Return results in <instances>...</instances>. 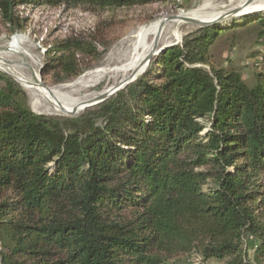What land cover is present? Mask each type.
Instances as JSON below:
<instances>
[{
	"label": "trees",
	"instance_id": "trees-1",
	"mask_svg": "<svg viewBox=\"0 0 264 264\" xmlns=\"http://www.w3.org/2000/svg\"><path fill=\"white\" fill-rule=\"evenodd\" d=\"M59 1L0 0V17L14 33L24 27L20 5ZM150 1L72 2L117 10ZM241 20L199 26L72 118L34 114L0 75V264H177L191 255L248 264V239L264 264V12ZM248 24L261 56L252 83L208 59L220 34ZM91 52L81 38L56 44L57 82L76 78L77 53Z\"/></svg>",
	"mask_w": 264,
	"mask_h": 264
},
{
	"label": "rangeland",
	"instance_id": "rangeland-1",
	"mask_svg": "<svg viewBox=\"0 0 264 264\" xmlns=\"http://www.w3.org/2000/svg\"><path fill=\"white\" fill-rule=\"evenodd\" d=\"M55 1L52 0L54 3ZM72 1L60 0L59 5L32 2L29 5H20L16 15L19 19L18 24L24 27L23 30H16L14 33L3 24L0 17V58L10 61L9 64L20 68L23 74L29 75L31 70L37 72L47 88L60 89L65 103L70 100H80L123 83L125 81L123 74L115 70H119L128 62L137 32L156 21L184 17L193 13L195 18L191 20L206 23L221 18L215 24L229 27L232 26L233 21L242 24L241 19L253 14L247 15L250 12H246L240 16L232 15L244 9L242 6H247L246 0H168L167 2L151 0L142 5L117 10H94L87 5L74 4ZM254 2L253 0L250 4ZM261 3H264V0L255 2L256 5ZM199 26L206 25H195L180 20L179 24H170L161 39L162 42L155 43L152 55L141 70L128 75V79L133 76V82L145 74L150 63L159 56L160 52L180 45L183 37L194 32ZM175 31L179 35L178 38V35L175 36ZM257 35L255 27L250 24L236 31L230 29L220 34L209 47V63L215 68L235 69L245 82L252 83L259 72L258 57H264V47L257 48L261 56L255 51ZM77 38L92 44L99 54L77 53L75 57L78 59L77 69L82 71L76 78L58 83L62 75L50 67V54L56 44ZM13 39H16L14 44ZM145 41L150 45L154 40L149 36ZM85 53H88V49ZM97 71H101V78L97 82L89 83V86H84L87 80L95 77ZM0 75L10 78L21 87L26 95L27 105L34 114L72 118L85 110L73 115L53 112L44 101L31 97L9 72L0 70ZM243 247L247 251L248 264H256L253 260L256 249L254 241L245 240ZM177 264L226 263L225 261L201 262L198 256L191 255L177 261Z\"/></svg>",
	"mask_w": 264,
	"mask_h": 264
},
{
	"label": "bare ground",
	"instance_id": "bare-ground-1",
	"mask_svg": "<svg viewBox=\"0 0 264 264\" xmlns=\"http://www.w3.org/2000/svg\"><path fill=\"white\" fill-rule=\"evenodd\" d=\"M251 1L253 0H246ZM255 2H259V0H254ZM255 2L253 4H249L246 7L242 6V10H240L237 14H234L233 16H240L243 15L246 12L251 13H259L264 12V3L256 5ZM184 17L189 19H194L195 14H188ZM183 18V17H182ZM170 24H179V19H173L171 20H160L156 21L152 24H150L147 27H144L139 30L136 34V41L132 46V49L130 50V57L128 59V62L119 70H115L118 73L123 74V80H126L129 78L128 75L140 71L141 67L147 62V60L152 55V51L154 50L153 47L156 42H160L164 33L167 31V29L170 27ZM172 33V32H171ZM174 34V33H173ZM177 32L175 31V36H177ZM152 36L153 40L152 43L146 44L147 37ZM179 35L177 36V38ZM16 39H13V44L15 43ZM175 40V39H174ZM162 42V41H161ZM11 50V49H10ZM10 61L5 60L3 58H0V70L9 72L16 80L17 82L25 89L28 94L36 98L37 100L44 101L47 106L51 109L53 112H63L65 114H73V112H79L81 111L82 104L88 100H92L94 98L100 97L102 95L108 94L111 92L114 88H108L104 91L93 94L91 96L84 97L80 100H70L68 103L64 102V96L60 92V89H50L47 88L41 81L39 75L37 72L32 71L29 75L23 74L21 72V69L14 66L12 64H9ZM23 64V63H22ZM20 66V65H19ZM26 66V65H25ZM30 68V67H29ZM31 69V68H30ZM89 75V74H88ZM102 76L101 71H97L95 74V77L91 80H87L84 83V86L89 83L97 82ZM80 84V83H78Z\"/></svg>",
	"mask_w": 264,
	"mask_h": 264
},
{
	"label": "water",
	"instance_id": "water-1",
	"mask_svg": "<svg viewBox=\"0 0 264 264\" xmlns=\"http://www.w3.org/2000/svg\"><path fill=\"white\" fill-rule=\"evenodd\" d=\"M250 3H251V1H248V2H247V5H249ZM238 12H239V11H238ZM238 12L236 11V12H234V14H237ZM234 14H232V15H234ZM173 19H179V20L182 21V22L193 23V24H195V25H206V26L213 25V24H215V23H217V22H219V21L221 20V18H219V19H217V20H215V21H212V22H206V23H201V22H198V21H194V20H191V19H188V18H185V17H183V18H182V17H173V18H169V19H167V20L169 21V20H173ZM132 80H133V76L130 77V79L125 80V81H124L123 83H121L120 85L114 87V89H113L111 92H109L108 94H105V95H102V96H100V97H97V98H94V99H92V100H88V101L84 102V103L82 104V107H83V108H82L81 110H84V109H86V108H90V107L96 106V105H98V104L104 102L106 99H108L109 97H111L113 94H115L116 92L120 91V90L123 89L125 86H127L129 83H131ZM73 114H75V112H73ZM73 114H69V113H68V115H73Z\"/></svg>",
	"mask_w": 264,
	"mask_h": 264
}]
</instances>
